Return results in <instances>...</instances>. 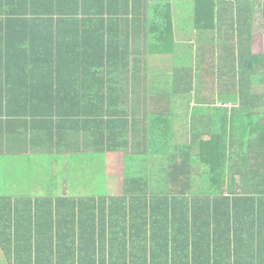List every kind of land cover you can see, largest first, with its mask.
Listing matches in <instances>:
<instances>
[{
	"label": "trees",
	"instance_id": "16d2710c",
	"mask_svg": "<svg viewBox=\"0 0 264 264\" xmlns=\"http://www.w3.org/2000/svg\"><path fill=\"white\" fill-rule=\"evenodd\" d=\"M178 1L0 0V264H264V0H184L181 56ZM138 80L164 122L121 106ZM81 149L123 153L119 194L15 189Z\"/></svg>",
	"mask_w": 264,
	"mask_h": 264
},
{
	"label": "crops",
	"instance_id": "0c3cea01",
	"mask_svg": "<svg viewBox=\"0 0 264 264\" xmlns=\"http://www.w3.org/2000/svg\"><path fill=\"white\" fill-rule=\"evenodd\" d=\"M184 0H179L178 1V9L177 12L181 14V16L184 18L181 22H179L176 18V36H178L177 41L179 42L178 44V52H181L182 49L184 48V40L183 38L184 31L180 28V26L184 25L186 26L187 22L190 21V17L186 15V12L181 11L183 6ZM185 13V14H184ZM187 32L190 31V26L187 24ZM260 43V42H259ZM194 49V47H193ZM168 54H162V55H148L147 57V66L149 69H154V70H171L174 62V58L179 56V55H171L169 54L167 58H164ZM182 59V57H181ZM141 85L139 86V89L136 91H129L128 93V98L127 102L122 103V107L127 109V115L131 118L136 119L138 121L143 122V117L145 115H150L152 113H157L160 111V117L158 120V123H162L165 120V109L161 105V103L165 102L162 101V97L159 94V90L149 88L150 85L146 86L143 81L138 80ZM155 81L148 80V83H152ZM132 100H138V105L139 107L137 108V111L135 112V116L131 114V104ZM126 115V114H124ZM177 116V115H175ZM173 116V120H175L177 117ZM140 128L143 126L140 125ZM135 140L139 139V137L136 135ZM78 152L80 155H84L85 153H92L89 149H81L80 151L77 152H72L73 154H69L67 152L63 153H57L56 151L51 152V153H44L35 157H24L20 161L25 162L28 167L33 169L31 172H29L26 176L21 174L17 175L18 172L21 171L20 168H22V163L17 162L16 164L9 166L13 167L14 171L12 172L11 175L14 176L16 182L14 183L15 189L18 191V193H25L27 195H35L38 193H44L46 190L52 189L53 192H59V193H77L76 189L74 191H69V189H74V185L76 182L72 183V185L68 184L67 181V168L75 163V160L78 159ZM123 153L122 152H114V151H107L105 154L101 157L100 159V169L103 168L101 171V174L104 175L105 177V192L107 194L115 195L114 193H110L107 185H113L112 181V172L109 174L108 172L113 171L115 166H117L118 162L121 161L120 167L121 169L124 166L123 162ZM119 155L120 158H119ZM75 159V160H74ZM77 160L76 162H78ZM51 166V171H45V168H49ZM54 166V167H53ZM53 167V168H52ZM36 170L40 171V175L38 176L36 174ZM57 173L60 174V179L58 181L54 180ZM23 175V176H22ZM57 183V184H56ZM121 192V191H120ZM120 192L116 193L119 194Z\"/></svg>",
	"mask_w": 264,
	"mask_h": 264
},
{
	"label": "rangeland",
	"instance_id": "374dc122",
	"mask_svg": "<svg viewBox=\"0 0 264 264\" xmlns=\"http://www.w3.org/2000/svg\"><path fill=\"white\" fill-rule=\"evenodd\" d=\"M185 6V5H183ZM257 33L256 36L259 37L258 42L260 49L264 51V33ZM198 41V39H196ZM197 47V50L199 49V46L195 45L194 48ZM196 50V48H195ZM169 55V54H168ZM164 56V58H167V56ZM94 154H86L83 157H81L79 162H75L69 166L68 172L73 176V180L76 182L74 185V189H71V191H76L79 193V195H87L95 193H101L103 191V185L101 180H99V165L98 161L94 160ZM121 155H119L120 158ZM121 161L118 162L117 166L113 169V171L108 172L111 174L112 172V181L113 185H107V188L110 193H118L121 191L122 187V178L123 173L122 169L120 167ZM70 179V176H69ZM89 183H93L94 187L89 185ZM84 193V194H82Z\"/></svg>",
	"mask_w": 264,
	"mask_h": 264
}]
</instances>
